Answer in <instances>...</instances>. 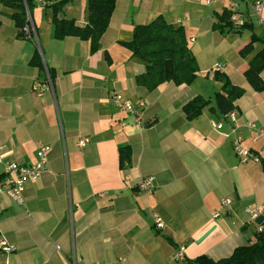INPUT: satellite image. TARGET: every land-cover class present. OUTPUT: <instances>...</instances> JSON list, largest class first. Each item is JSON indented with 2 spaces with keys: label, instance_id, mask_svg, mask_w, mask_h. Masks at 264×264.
I'll use <instances>...</instances> for the list:
<instances>
[{
  "label": "crops",
  "instance_id": "obj_1",
  "mask_svg": "<svg viewBox=\"0 0 264 264\" xmlns=\"http://www.w3.org/2000/svg\"><path fill=\"white\" fill-rule=\"evenodd\" d=\"M56 1L33 3L36 41L17 36L16 10L0 2L2 163L32 165L37 150L49 148L45 170L25 183L23 206L0 195V242L14 249L0 251V264H183L253 243L245 210L264 205V135L254 141L248 124L264 126V91H254L244 73L261 45L246 57L240 52L251 34L264 37V0L259 17L252 0H115L93 52L89 41L54 38L49 5ZM230 4L238 26L249 27L222 35L212 29L214 16ZM86 7L73 0L58 16L84 24ZM158 16L182 28L198 71L189 83L147 90L135 82L145 65L125 44L135 26ZM36 52L41 67L31 63ZM214 65L217 76L209 73ZM225 79L244 91L233 103L234 122L214 101ZM114 95L134 112L120 110ZM195 97L210 104L189 119L183 106ZM234 140L260 162L240 163ZM125 148L129 160L120 165ZM147 177L151 192L136 187Z\"/></svg>",
  "mask_w": 264,
  "mask_h": 264
},
{
  "label": "trees",
  "instance_id": "obj_2",
  "mask_svg": "<svg viewBox=\"0 0 264 264\" xmlns=\"http://www.w3.org/2000/svg\"><path fill=\"white\" fill-rule=\"evenodd\" d=\"M71 1L73 0H58L49 5L54 38L63 40L74 37L89 41L90 51L93 52L108 27L115 0H86V22L84 24L58 16L63 7ZM0 2L16 10L11 15V19L18 30L17 36L24 38L22 28L25 24V11L22 0H0ZM26 2L32 14L33 2L31 0H26ZM232 13L235 12L226 8L220 15H215L212 29L225 35L239 33L249 27L246 23L238 26L237 23L231 22ZM255 45H261V49L249 61L244 77L254 91H264V82L260 79V73L264 71V37L258 38L251 34L250 43L241 50L240 54L246 57L253 51ZM125 46L130 51L131 58H137L144 63L145 71L135 78V82L147 90H153L167 81H173L176 84L189 83L198 71L195 59L186 47L182 28L167 24L161 16L146 25L135 26L133 38ZM31 63L41 67L40 56L37 52ZM48 73L50 76V71ZM217 75L218 72H215L214 76ZM243 93L241 88L233 86L225 79L221 91L214 96L216 107L221 113L228 114L234 110L233 103ZM209 104L208 100L195 97L183 106V112L187 118L191 119L197 117ZM128 160V149L120 150V165L126 164ZM261 164L264 167V158L261 159ZM259 226L261 230L258 231L255 228L253 233L254 242L234 248L228 257L213 260L201 255L193 260H184L183 264H264V222Z\"/></svg>",
  "mask_w": 264,
  "mask_h": 264
},
{
  "label": "built area",
  "instance_id": "obj_3",
  "mask_svg": "<svg viewBox=\"0 0 264 264\" xmlns=\"http://www.w3.org/2000/svg\"><path fill=\"white\" fill-rule=\"evenodd\" d=\"M33 3H39L44 4L46 0H31ZM212 0H204L205 4H209ZM24 5V11H25V24L22 28L23 34L26 38L32 39L34 41L37 40L36 37V28L34 21L32 19V14L27 6L26 0H22ZM235 4H230L228 7V10H232L234 8ZM251 7L253 10V13L256 17H259L262 11V1L261 0H252ZM231 22L237 23L238 17L236 13H232L230 17ZM261 23H264V21L260 20ZM221 66L220 65H214L209 73H215L220 72ZM113 102L115 105L123 111H126L128 113H133L134 108L132 104L129 101L123 100L119 95H114L112 97ZM142 105V104H140ZM236 112L233 110L228 113V118L230 121L234 122ZM139 120V119H137ZM248 127L252 130H255L257 132V136L253 137V140L256 141L264 135V126H256L255 124H248ZM85 144V140H80L78 142L79 146H83ZM233 150L236 154V156L239 159L240 163H247L248 161L253 162H260V159L253 155L250 150L244 148L238 140H234L232 142ZM49 148L47 146H43L39 148L36 152V162L32 165L24 166L19 165L14 162H3L2 163V154H1V148H0V163L2 164V175L3 178L0 179V195L6 196L9 198L14 204L18 206L24 205V187L25 183L31 179L36 180L40 177L41 173L45 170L46 162H47V154H48ZM136 187L139 190L151 192L154 187V180L152 177H147L142 179L136 184ZM229 203V200L224 199L222 200L223 205H227ZM245 212L250 217V222L254 223L255 219L264 212V205L257 207V208H247ZM217 214L214 215L216 217ZM154 226L157 229H163L164 223L163 221L155 217L154 218ZM256 230L260 231L261 227L259 225H256ZM14 249L12 246L6 245L4 242H0V251L4 253L12 252ZM183 248H180L179 251L176 254V258L179 260H183Z\"/></svg>",
  "mask_w": 264,
  "mask_h": 264
},
{
  "label": "water",
  "instance_id": "obj_4",
  "mask_svg": "<svg viewBox=\"0 0 264 264\" xmlns=\"http://www.w3.org/2000/svg\"><path fill=\"white\" fill-rule=\"evenodd\" d=\"M262 222H264V212H262L256 219L254 224L252 225V231L255 232V228L256 225H260ZM210 233V231L206 232L205 234H203L199 240H202L203 238H205L208 234Z\"/></svg>",
  "mask_w": 264,
  "mask_h": 264
},
{
  "label": "rangeland",
  "instance_id": "obj_5",
  "mask_svg": "<svg viewBox=\"0 0 264 264\" xmlns=\"http://www.w3.org/2000/svg\"><path fill=\"white\" fill-rule=\"evenodd\" d=\"M73 264V263H72Z\"/></svg>",
  "mask_w": 264,
  "mask_h": 264
}]
</instances>
